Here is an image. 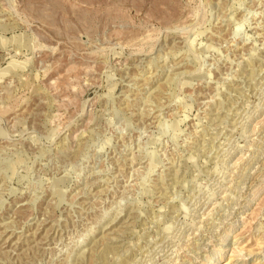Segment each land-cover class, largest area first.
Masks as SVG:
<instances>
[{
	"label": "rangeland",
	"instance_id": "1",
	"mask_svg": "<svg viewBox=\"0 0 264 264\" xmlns=\"http://www.w3.org/2000/svg\"><path fill=\"white\" fill-rule=\"evenodd\" d=\"M224 263L264 264V0H0V264Z\"/></svg>",
	"mask_w": 264,
	"mask_h": 264
},
{
	"label": "bare ground",
	"instance_id": "2",
	"mask_svg": "<svg viewBox=\"0 0 264 264\" xmlns=\"http://www.w3.org/2000/svg\"><path fill=\"white\" fill-rule=\"evenodd\" d=\"M226 263H228V262H226ZM225 264V263H224Z\"/></svg>",
	"mask_w": 264,
	"mask_h": 264
}]
</instances>
